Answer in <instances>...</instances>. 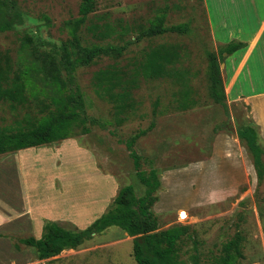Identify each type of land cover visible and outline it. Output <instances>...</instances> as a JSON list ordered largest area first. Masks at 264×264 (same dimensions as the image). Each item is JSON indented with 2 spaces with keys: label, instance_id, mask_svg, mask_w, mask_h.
I'll use <instances>...</instances> for the list:
<instances>
[{
  "label": "rangeland",
  "instance_id": "374dc122",
  "mask_svg": "<svg viewBox=\"0 0 264 264\" xmlns=\"http://www.w3.org/2000/svg\"><path fill=\"white\" fill-rule=\"evenodd\" d=\"M226 1L97 0L96 9L90 14L92 19L104 18L117 28L124 26L128 29L124 34H115L102 42L128 44V47L118 59L102 57L75 71L76 83L85 95L87 113L97 120L89 122V133L79 130L67 140L0 156V169L18 170L22 162L23 169L27 167L31 173H28L29 187L18 173L13 180L7 177L4 181L0 177V213L14 214L6 226L0 228V264H138L133 256L132 237L117 226L96 234L76 249H66L43 260L37 258L34 248L20 242L21 247L17 249L15 243L23 237H39L45 222L51 220L46 215L67 228L82 229L110 207L121 186L132 184L138 195L145 192L125 141L147 128L152 121H157L159 115L179 107L183 90H190L188 97L200 105L212 101L209 96V54L215 52V46L208 20L210 16L215 19L216 5ZM234 1L236 6L244 7L253 24L257 7L260 14L264 12V0ZM17 3L23 13L22 21L13 29L0 32L3 62L9 58L13 69H19L23 68V58L33 60L30 55L33 44L26 50L22 48L26 34L33 38L37 55L44 58L49 52L59 57L57 48L69 39L65 22L79 16L80 0H17ZM161 12L166 13L167 26L186 22L189 31L166 32L136 40L139 27L149 25ZM82 33L88 40H93L84 27ZM161 43L178 45L181 57L171 67L182 73L181 80L176 82L169 76L149 78L140 74L133 97L125 111L118 113L114 101L96 92L95 73L115 64L132 76L139 69L144 52ZM63 76H66L65 72ZM38 87L37 96L29 98H48L52 86L39 80ZM31 105H18L15 109L0 102V127L16 126L17 120L27 115L26 111L38 110L35 103ZM238 115V119L217 122L218 126L234 135L231 128L237 130L246 120L244 105L238 107ZM206 128L203 129L204 135L212 136V131ZM191 133L192 129L187 128L176 143H189ZM260 143L264 148V138ZM166 144H160V152ZM73 145H79L81 151H71ZM242 145L246 147V161L253 164L252 153L245 143ZM135 149L141 156V169L147 173L151 167L158 169L161 180L165 175V183L158 190V200L153 206L160 229L175 224L189 227L188 234L179 243L184 264H214L222 255L224 243L234 238L237 232L243 237L241 249L244 254L237 264H264V178L259 184L255 167L253 179L225 184L224 197L214 198L200 174H195L197 169L192 171L195 169L193 161L182 166L163 167L161 154L149 158L138 141ZM111 176L115 178L112 179L114 182ZM105 179L113 184L105 199H101V191L107 187H103L107 182ZM42 200L44 205L38 203ZM85 209L90 210L86 219L74 218L75 210L83 212Z\"/></svg>",
  "mask_w": 264,
  "mask_h": 264
},
{
  "label": "trees",
  "instance_id": "16d2710c",
  "mask_svg": "<svg viewBox=\"0 0 264 264\" xmlns=\"http://www.w3.org/2000/svg\"><path fill=\"white\" fill-rule=\"evenodd\" d=\"M96 4L97 0H80L79 16L65 22L69 39L57 48L59 57L49 52L45 53L44 58L37 55L34 40L28 34L23 38L22 48L26 50L33 44L30 52L33 60L23 58V68L13 69L10 59L6 58V62H3L0 56V102L8 103L15 109L18 105L29 106L34 103L38 107V110H33L32 113L26 111L27 115L17 120L16 126L0 127V156L71 138L79 130L83 133L91 131L89 122L95 123L97 120L87 113L85 95L76 83L75 71L78 67L91 65L102 57L118 59L128 47V44L102 42L115 34H124L128 29L124 26L117 28L104 18L92 19L90 14L95 11ZM22 15L17 0H0V32L13 29L17 22L22 21ZM166 18V13L161 12L149 25L140 26L136 40L166 32L189 31L186 22L167 26ZM83 27L93 40L83 36ZM242 46L243 43L230 42L218 52L209 54V96L214 103L220 104L228 115L229 107L220 68L221 58L224 53H233ZM180 57L178 45L157 44L144 52L139 61V69L132 76H128L124 69L115 64L98 70L93 82L96 92L99 96L114 101L118 113L124 112L128 101L133 97V90L138 87L140 74L149 78L169 76L179 82L182 73L176 72L171 66L178 63ZM39 80L52 86L51 94L49 93L48 98H29L37 96L40 91ZM189 91H182V104L179 107L183 110L198 102L188 97ZM155 124L156 120L125 141L133 158L137 177L145 186L144 193L138 195L132 184L123 185L110 207L87 227L67 228L57 221L48 220L39 238H20L19 242L15 243L16 248L21 247V242L34 248L37 258L43 260L59 255L66 249H76L96 234L111 226H117L132 237L133 256L138 264H184L180 257L179 243L188 234L189 227L175 224L160 229L159 218L153 209L158 200L157 192L162 186L159 170L151 167L147 173L141 169V156L135 149L138 139L149 133ZM237 134L252 153L258 183L261 184L264 178V148L260 143L258 127L246 119L237 128ZM242 239L241 233L237 232L234 238L225 242L222 255L214 264H237L244 255L241 249Z\"/></svg>",
  "mask_w": 264,
  "mask_h": 264
},
{
  "label": "crops",
  "instance_id": "0c3cea01",
  "mask_svg": "<svg viewBox=\"0 0 264 264\" xmlns=\"http://www.w3.org/2000/svg\"><path fill=\"white\" fill-rule=\"evenodd\" d=\"M234 2V0H228L217 4L215 19L210 16L208 20L215 52L230 42H240L244 45L233 53H224L221 58V76L229 115L220 104L213 101L206 105L196 102L184 110L177 107L167 114L159 115L154 128L138 139L143 153L149 158H155L161 154L163 167L182 166L193 161L195 169L192 171L197 169L195 174H200L199 176L205 181L206 188L213 193L214 198L224 197L222 193L225 184L246 182L256 176L254 165L246 161V147L242 145L243 142L238 135L236 137L226 133L217 122L230 118V120L238 119V107L244 105L247 109L246 119L258 127L260 137L264 138V12L260 14L257 7L253 24L251 17L245 13L244 7L236 6ZM206 126L212 131L210 137L204 135L203 129H207ZM187 128H191V134H193L190 135L189 143L182 141L184 146L182 143L177 144L176 139L180 138ZM162 142L168 144L160 152ZM34 148L36 147L19 151ZM72 148L71 151L74 152H80L82 149L79 145H73ZM21 163L17 167L18 170L16 168L15 170L14 168L0 169V177L4 181L7 177L13 180V176L18 173L29 187L27 181L30 180V169L27 167L23 169ZM61 172L64 173V171ZM164 177L165 175L162 178V184L165 183ZM112 179L115 180L113 176H111ZM111 180L105 179L107 182L103 187H107L101 189V199H105L107 191L111 189L113 184ZM3 196L5 198V195ZM38 203L44 205L43 200ZM75 211L74 218L82 221L86 219L90 210ZM13 215L6 212L0 213V228L5 227ZM46 217L55 220L51 216L46 215Z\"/></svg>",
  "mask_w": 264,
  "mask_h": 264
},
{
  "label": "water",
  "instance_id": "95a60500",
  "mask_svg": "<svg viewBox=\"0 0 264 264\" xmlns=\"http://www.w3.org/2000/svg\"><path fill=\"white\" fill-rule=\"evenodd\" d=\"M231 131L233 132L234 136H237L238 135L236 128L232 127L231 128Z\"/></svg>",
  "mask_w": 264,
  "mask_h": 264
}]
</instances>
